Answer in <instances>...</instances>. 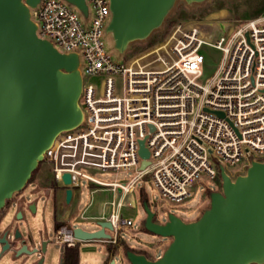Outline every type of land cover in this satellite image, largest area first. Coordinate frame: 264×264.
Returning <instances> with one entry per match:
<instances>
[{"label": "built area", "instance_id": "1", "mask_svg": "<svg viewBox=\"0 0 264 264\" xmlns=\"http://www.w3.org/2000/svg\"><path fill=\"white\" fill-rule=\"evenodd\" d=\"M84 1L87 16L64 0H40L31 10L36 35L60 53H76L83 66L82 122L56 136L43 162L55 189H71L70 202L82 181L90 195L110 194L99 215L83 216L90 200L79 218L109 222L114 235L106 242L115 244L118 231L132 226L122 210L138 182L148 179L163 200L179 205L200 175L216 182L220 166L228 174L225 164H239L242 171L228 174L234 179L251 162L264 160V15L212 41L197 26L174 25L158 43L117 63L102 40L108 0ZM212 52L219 55L213 64ZM85 76L100 77L101 87L85 83ZM141 141L146 159L139 155ZM125 170L134 172L125 182L95 177ZM65 174L69 185L62 181ZM72 230L63 224L55 231L61 249L83 243Z\"/></svg>", "mask_w": 264, "mask_h": 264}, {"label": "water", "instance_id": "2", "mask_svg": "<svg viewBox=\"0 0 264 264\" xmlns=\"http://www.w3.org/2000/svg\"><path fill=\"white\" fill-rule=\"evenodd\" d=\"M87 16L84 0H64ZM187 5L204 0H183ZM40 0H0V210L20 192L45 151L58 134L76 128L83 119L79 106L82 88L80 62L76 53L58 52L50 42L36 35L31 10ZM110 20L105 32L112 35L114 49L126 52L133 43L146 40L159 29L177 0H108ZM139 155L148 152L140 142ZM146 162L142 164L144 168ZM220 190L208 194L209 207L193 222H183L172 213L166 221H154L155 214L146 200L141 202L144 230L171 242L163 254L150 260L126 248L122 255L129 264H264V160L251 162L245 173L234 179L219 167ZM65 185L70 176L63 175ZM69 204L72 191L65 190ZM36 212V204L27 209ZM18 208L13 221L22 220ZM99 229L72 230L80 242L109 241V222ZM8 225V249L2 252L10 261L26 263L40 255L44 264L48 239L39 234V248L33 237L22 235ZM114 254V252H113ZM112 254V255H113ZM111 255V256H112ZM110 256V257H111ZM108 264H115L111 259Z\"/></svg>", "mask_w": 264, "mask_h": 264}, {"label": "rangeland", "instance_id": "3", "mask_svg": "<svg viewBox=\"0 0 264 264\" xmlns=\"http://www.w3.org/2000/svg\"><path fill=\"white\" fill-rule=\"evenodd\" d=\"M264 15V0H204L201 3L187 5L183 0H177L173 8L165 17L161 27L151 33L144 41L133 43L124 53H118L114 49L112 35L103 31L102 40L104 48L111 59L121 63L129 53L138 52L158 43L174 25H194L197 26L206 40L212 41L217 36L227 33L238 23ZM219 58L218 53L212 52L210 62L213 64ZM209 62V63H210ZM82 61L79 69L82 70ZM212 73V70L209 72ZM84 82L91 84L99 89L102 79L100 77H84ZM228 174L234 176L236 172L242 171L239 164L235 166L224 165ZM33 178H30L25 187L12 197V204L8 207V214L2 221V227L11 224L17 227L22 235L29 233L39 248V234L42 233L43 239H48L49 243L43 255L44 264H60L61 245L55 242V219L60 225H68L72 229L80 228L87 232L99 229L96 221L91 218H79L80 212L89 204L90 208L83 214L84 217L96 216L100 213V204L103 200L110 198L109 193L92 194L86 182L79 183V188L73 193V199L69 204L65 203L64 190L49 189L47 180H52L51 168L45 163H39ZM244 171V170H243ZM134 175L132 170L113 171L109 173H96L95 177L102 182H125ZM147 180V181H146ZM220 183L209 180L200 175L196 184L192 186L190 197L183 203L177 205L163 200L155 191L152 182L144 179L136 184V189L131 194L127 202L131 204L123 210V216L132 220V226L122 228L117 233V242L111 244L117 249L109 258L114 259L115 264H129L122 250L130 248L136 253L143 254L150 260L159 258L171 239L162 238L146 231L142 227L145 213L141 202L142 198L148 203L151 211L155 214L154 221L164 223L165 212L172 213L179 217L183 222L189 223L197 220L204 210L209 207L208 194L210 191H219ZM10 201V200H9ZM21 203L23 219L13 221L15 213ZM36 204L35 214L27 211V205ZM113 232L110 236L113 237ZM109 242L88 241L78 245L79 264H104L107 260ZM118 251L120 252L118 254ZM42 256L34 255L26 263L22 259L10 261L6 253L0 259V264H29L36 263ZM108 261V263H109Z\"/></svg>", "mask_w": 264, "mask_h": 264}, {"label": "trees", "instance_id": "4", "mask_svg": "<svg viewBox=\"0 0 264 264\" xmlns=\"http://www.w3.org/2000/svg\"><path fill=\"white\" fill-rule=\"evenodd\" d=\"M135 53V51L133 52ZM37 169L32 173L31 178H33L34 174L36 173ZM48 184V188L55 189V182L52 180H47L46 181ZM216 182L219 184L220 180L217 179ZM142 200H145V198H142ZM55 226L59 227L60 224L58 221L55 219ZM110 246L108 247L107 251V260L104 264H108L110 256L113 254V252L117 249V247L109 244ZM124 249L125 246H123ZM60 264H79V254H78V245L72 248H63L61 251V259H60Z\"/></svg>", "mask_w": 264, "mask_h": 264}, {"label": "flooded vegetation", "instance_id": "5", "mask_svg": "<svg viewBox=\"0 0 264 264\" xmlns=\"http://www.w3.org/2000/svg\"><path fill=\"white\" fill-rule=\"evenodd\" d=\"M12 200H10V201L7 200L4 207L0 210V241L4 240L7 243V249H8V224H6L5 227H2L1 225H2V221L4 220L6 215L8 214V207L12 204ZM18 205H19V209L21 210V203L19 202ZM30 205H31V203L27 205V209ZM33 214H35V213H33ZM15 215H16V213H15ZM21 216L23 219V213L22 212H21ZM3 245H4V243L0 244V259L3 258L4 255L6 254V252H2Z\"/></svg>", "mask_w": 264, "mask_h": 264}, {"label": "crops", "instance_id": "6", "mask_svg": "<svg viewBox=\"0 0 264 264\" xmlns=\"http://www.w3.org/2000/svg\"><path fill=\"white\" fill-rule=\"evenodd\" d=\"M120 252L118 251V254H119Z\"/></svg>", "mask_w": 264, "mask_h": 264}]
</instances>
